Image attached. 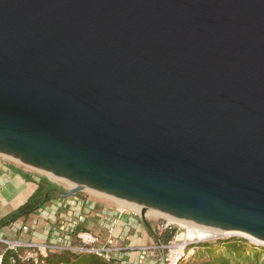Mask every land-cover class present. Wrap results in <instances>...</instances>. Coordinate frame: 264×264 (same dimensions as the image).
<instances>
[{
	"label": "water",
	"instance_id": "obj_1",
	"mask_svg": "<svg viewBox=\"0 0 264 264\" xmlns=\"http://www.w3.org/2000/svg\"><path fill=\"white\" fill-rule=\"evenodd\" d=\"M0 154L264 242V0H0Z\"/></svg>",
	"mask_w": 264,
	"mask_h": 264
},
{
	"label": "crops",
	"instance_id": "obj_2",
	"mask_svg": "<svg viewBox=\"0 0 264 264\" xmlns=\"http://www.w3.org/2000/svg\"><path fill=\"white\" fill-rule=\"evenodd\" d=\"M41 179L45 178H36L22 165L0 154V223L29 200ZM64 195L54 197L36 213L1 227L0 234L8 239L27 243L50 241L56 237L61 221L77 222L81 217L83 220L78 222L75 233L89 231L99 235L101 240L106 242L109 238V223L118 219L112 236L117 250L113 252V259L108 264H138L139 261L143 264H156L162 253L159 250H151V247L158 243H167L171 239H161L162 233L168 230L160 229L159 220L148 217L144 219L132 212L119 214L118 205L97 201L85 195ZM44 211L52 217L43 216ZM101 213L104 214L103 217L100 216ZM22 227H28L29 230L22 231ZM6 253L5 246L0 244V256ZM55 254L51 253L49 256Z\"/></svg>",
	"mask_w": 264,
	"mask_h": 264
},
{
	"label": "built area",
	"instance_id": "obj_3",
	"mask_svg": "<svg viewBox=\"0 0 264 264\" xmlns=\"http://www.w3.org/2000/svg\"><path fill=\"white\" fill-rule=\"evenodd\" d=\"M127 211L119 210V214ZM138 216V212H132ZM45 217L51 218L52 215L42 212ZM104 216L103 213L100 214ZM83 219L78 218L77 222L64 220L61 221L59 231L53 240L41 242H23L20 240L8 239L0 234V244L5 246L6 252H9V264H47V259L51 253L87 254L95 256L106 263L113 259V252L117 250L113 234L118 224V219L112 220L108 225L109 238L106 242L101 237L89 231H80L75 233L78 222ZM22 231H28V227L20 228ZM160 229L168 230L172 237L167 243H158L151 247V250L161 251V256L156 264H185L193 255V247L206 240L191 239L188 237L189 228L179 227L178 231L170 223H161ZM186 235V236H185ZM4 256H0V264H3ZM138 264H143L139 261Z\"/></svg>",
	"mask_w": 264,
	"mask_h": 264
},
{
	"label": "trees",
	"instance_id": "obj_4",
	"mask_svg": "<svg viewBox=\"0 0 264 264\" xmlns=\"http://www.w3.org/2000/svg\"><path fill=\"white\" fill-rule=\"evenodd\" d=\"M65 192L57 185L41 179L38 182V187L29 200L17 209L10 217L0 223V228L5 227L21 217H27L36 213L46 203L52 200L54 197L64 195ZM172 237L171 233L164 231L161 235V239L167 241ZM206 248L207 251L203 255L214 256L218 252H222L213 259L211 264H264V248L255 246L249 243L245 239L231 238L220 243L216 246L213 245H198L196 248ZM220 250V251H219ZM198 255H202V252H198ZM9 252L4 255L3 264H9ZM21 264V263H18ZM47 264H108L101 259L87 254H75L66 252L62 254H55L49 256Z\"/></svg>",
	"mask_w": 264,
	"mask_h": 264
},
{
	"label": "bare ground",
	"instance_id": "obj_5",
	"mask_svg": "<svg viewBox=\"0 0 264 264\" xmlns=\"http://www.w3.org/2000/svg\"><path fill=\"white\" fill-rule=\"evenodd\" d=\"M16 162H18V161H16ZM18 163H20V162H18ZM20 164H22V163H20ZM22 165H24V164H22ZM24 166L47 175V177H49L51 179V181L58 182V183H65L69 187H71L72 189L77 187L76 184H74L72 182H69L67 180L61 179V178H59V177H57V176H55L53 174L34 169V168L29 167L27 165H24ZM89 191L94 193V194H96V195H98V196H103V197L112 199L119 206H121L120 207L121 210L130 208V209H133V210L137 211L138 213H141L144 217H150V218L163 217V218L168 219L170 222H174V223L186 226V227L189 228V233L187 235L191 239H194V238L196 239L197 238L199 240L210 241V240H214V239H217V238L219 239V238H224V237L239 236V237H243L245 239H249L250 241H252L251 243H253V244L264 246V242H260L258 240H255L253 237H251V236H249L247 234H244V233L226 232V231L215 229V228L200 226V225H197V224H194V223H191V222H187V221H184V220H181V219H177L175 217H171V216L162 214V213L157 212L155 210L144 209L141 206H137L135 204H132V203H129V202H125L123 200L115 199L113 197L101 194V193L96 192V191H92V190H89Z\"/></svg>",
	"mask_w": 264,
	"mask_h": 264
},
{
	"label": "rangeland",
	"instance_id": "obj_6",
	"mask_svg": "<svg viewBox=\"0 0 264 264\" xmlns=\"http://www.w3.org/2000/svg\"><path fill=\"white\" fill-rule=\"evenodd\" d=\"M18 163V162H17ZM19 165H22V164H20L19 163ZM22 167L25 169V170H27V171H30L36 178H39V177H42V178H45V179H48L51 183H53V184H55V185H57L58 187H60V188H62L63 190H64V192H65V194L69 191V190H71L72 188L71 187H69L67 184H65V183H58V182H54V181H51V179L49 178V177H47V175H45V174H43V173H41V172H38V171H36V170H33V169H30V168H28V167H26V166H24V165H22ZM71 188V189H70ZM76 195H79V196H81V195H85V196H87V197H91L92 199H94V200H97V201H102V202H107V203H110V204H112L113 203V205H118L115 201H113L112 199H109V198H106V197H103V196H98V195H96V194H94V193H92V192H90L89 190H82L81 192H79V193H77ZM47 204V203H46ZM119 206V205H118ZM119 207H121V206H119ZM123 209V208H122ZM121 210V209H120ZM127 212H137V211H135V210H133V209H130V208H127V209H125ZM139 215L142 217V218H144V216L141 214V213H139ZM22 218H24V217H21V218H19V219H22ZM148 218H150V217H148ZM145 219V218H144ZM150 219H154V220H159V222H161V223H170V224H172L173 225V227H175L176 228V230L175 231H178V229H179V227H186V226H183V225H181V224H177V223H174V222H170L168 219H166V218H163V217H159V218H150ZM231 238H239V239H245V238H243V237H239V236H233V237H224V238H217V239H215V240H211V241H206V242H203V243H199V244H197L196 246H198V245H202V244H205L206 246L207 245H213V246H216V244L217 243H220L221 241H224V240H227V239H231ZM245 240H247V239H245ZM248 241V240H247ZM249 243L250 244H252V245H255V246H259V247H263L264 248V246H260V245H256V244H253V243H251L250 241H249ZM202 252V255H198V252ZM205 251H207L206 250V248H196L195 250H194V253H193V255L191 256V258L185 263V264H211L212 262V260L213 259H215L216 258V256L217 255H219V254H221L222 252L220 251V252H218L217 254H215L214 256H206V255H203L204 254V252Z\"/></svg>",
	"mask_w": 264,
	"mask_h": 264
}]
</instances>
